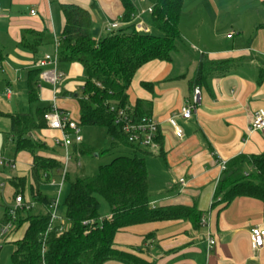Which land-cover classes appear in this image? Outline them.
<instances>
[{
    "label": "crops",
    "instance_id": "1",
    "mask_svg": "<svg viewBox=\"0 0 264 264\" xmlns=\"http://www.w3.org/2000/svg\"><path fill=\"white\" fill-rule=\"evenodd\" d=\"M0 1V110L4 113L0 116V156L13 159L16 165L15 168L0 166V170L19 168L23 171L29 166L32 174L33 157L30 152L16 153L12 145V153H5L9 144H14L8 115L47 108L52 103L51 84L39 81L38 76L33 78L32 75L38 69L39 60L47 53H54L55 39L61 38L66 21L61 5L77 4L88 9L93 19L91 35L99 31V36H93L96 40L105 37L108 24L123 11L119 0ZM247 1L228 0L232 3V9H238ZM135 5L143 7L148 4L145 1ZM251 8V15L257 19L259 14L264 17L263 0H254ZM32 9L36 10V15L31 14ZM246 12L249 14V9ZM253 19L249 30L242 20H232L224 35L231 41L230 47L219 53L201 51L182 33L192 49L212 60L218 54L221 60L238 61L226 74L213 75L200 86L201 99L193 117L177 120L184 133L182 137L175 133L168 118L178 112L187 99L192 98L189 79L194 76L198 60L187 69L180 56L174 62L151 61L145 65L146 68L143 67L139 81L134 78L128 91L130 107L134 108L138 99L150 102L148 112L160 124L158 136L161 141H158L160 149L156 151L131 147L132 151L139 156V151L144 152L143 157L149 154L161 158L171 178L157 187V193L152 192L149 172L150 205L194 206L201 213V220L197 224L191 219H175L128 226L115 236V243L120 248L137 252L153 264H264V247L254 251L251 242L252 228L264 222V203L249 196H238L228 206L214 201L215 190L223 173L222 161L229 162L241 155L264 154V132L249 129L254 113L264 109V20ZM25 30H47L52 42L34 52L23 43ZM64 68H67L68 74ZM59 70L67 80L59 85L57 104L79 119L80 107L76 95L81 93L85 83L84 68L79 63H59ZM142 82L151 83L152 86L143 87ZM31 86L38 96L35 103L29 102ZM34 133L47 148L60 150L59 155H43L55 157L61 162L64 150L53 142L58 132L46 127ZM69 169V174L79 175L73 163H70ZM245 169L253 170L250 165ZM51 175L53 177L54 173ZM13 177H9V180ZM180 179H184L185 185ZM8 192L14 196L15 188L11 183ZM3 197L1 192L0 201ZM0 207L9 209L11 206ZM3 212L0 214V225ZM203 216L208 219L207 225L202 224ZM25 229L26 224L13 230L7 241L21 239ZM210 237L215 241L211 250L208 249ZM104 264L125 263L112 260Z\"/></svg>",
    "mask_w": 264,
    "mask_h": 264
},
{
    "label": "trees",
    "instance_id": "2",
    "mask_svg": "<svg viewBox=\"0 0 264 264\" xmlns=\"http://www.w3.org/2000/svg\"><path fill=\"white\" fill-rule=\"evenodd\" d=\"M119 2L124 25L99 40L91 35L93 19L88 9L77 4H62L66 21L59 40L58 58L60 63H79L84 68L85 83L81 93L76 95L80 107L79 125L105 127L112 139L110 150L120 145L141 149L128 142L122 126L116 122L117 110L130 106L128 91L143 66L156 60L174 62L183 49L190 47L179 26L184 0H146L153 6V13L146 18L151 28L149 33L135 28L133 16L137 6L134 1ZM51 42L52 36L47 30L23 32L24 45L34 52ZM237 63L232 59L212 60L200 53L197 69L189 79L191 91L206 84L213 75L226 74ZM39 73L38 68L32 77ZM142 86L150 88L152 84L142 82ZM37 101L38 96L31 86L29 102ZM149 107V101L138 99L133 108L134 117L150 115ZM49 109L50 106L8 115L15 152L28 151L33 157L31 194L35 203L29 210L18 208L16 211L13 230L24 224L26 229L23 237L14 242L12 264H104L112 260L153 264L141 254L117 246L116 234L128 226L146 222L191 219L197 224L201 220V213L194 206L152 207L148 164L145 157L133 154L115 157L92 176L68 173L65 182L70 189L65 200V227L61 230L57 225L49 230L53 198L44 195L40 185L46 183V173L61 168V162L38 152L39 147L47 146L34 133L47 127L44 114ZM1 115L4 113L0 110ZM157 140L161 141L160 136ZM95 152L80 147L82 155ZM247 165L253 170L247 171ZM10 183L15 194H23L27 180L13 177ZM238 196L257 198L264 203V154L241 155L227 162L214 201L228 206ZM100 197L110 205L109 217L100 215ZM3 211L1 223L7 224L12 218L7 207Z\"/></svg>",
    "mask_w": 264,
    "mask_h": 264
},
{
    "label": "rangeland",
    "instance_id": "3",
    "mask_svg": "<svg viewBox=\"0 0 264 264\" xmlns=\"http://www.w3.org/2000/svg\"><path fill=\"white\" fill-rule=\"evenodd\" d=\"M254 0H248L247 3H242L238 9H234L232 11V3L228 2V0H184L183 9H182V19H181V31L186 35L190 43L195 44L198 49L201 51L209 52H220L226 48L230 47L231 41L224 38L226 31H228L229 26L232 24V20H242L243 25L247 26V29L250 28L251 19L260 21L264 20L263 15L259 14L258 19L251 15ZM145 5V4H144ZM249 5V6H246ZM246 6V7H244ZM146 7V6H143ZM249 9V14H247L246 10ZM239 13V14H237ZM237 14V15H236ZM219 17H218V16ZM257 15V14H256ZM117 17L114 18L116 20ZM105 36L109 32L105 30ZM93 35L99 36V31L95 32ZM98 34V35H97ZM103 38V37H102ZM224 40V41H223ZM183 58L184 67L187 69L193 64V62L197 61L200 57V53L198 50L192 49V47H186L182 50L179 55ZM178 56V57H179ZM213 58L214 60H221L218 58V54ZM146 68L145 66H143ZM141 68L136 76V81H139L141 77L142 70ZM185 69V71H186ZM64 72L68 74L67 68H64ZM134 79V80H135ZM67 80V78L65 79ZM64 80V81H65ZM64 81H62L59 85H63ZM80 119V118H79ZM77 119V120H79ZM81 134L84 138L83 143L80 145L85 148L94 149L96 152L94 154H86L80 156L74 155L73 163L76 166V169L80 176H92L100 171V167L110 163L115 157L120 155H133L134 152L132 148L125 145H120L118 148L110 150L112 146V139L107 133V129L102 126H82ZM41 142H43L41 140ZM14 144H9V148L5 149V153L11 154L13 148H10ZM15 147V145H14ZM79 147V151H80ZM109 150V151H108ZM142 150H144L142 148ZM39 153L46 155H59L60 150L52 149L50 147H39ZM140 156L144 155V152L139 151ZM145 159L147 164L149 165L148 170L151 174V189L152 192H156L157 187L162 185L167 180H171L170 172L168 168L165 166L163 160L161 158H157L154 155H145ZM62 167V165H61ZM1 169L0 170V183L4 184L2 188H0V193L3 192V199L0 201L1 206H14V197L18 194L14 193L9 194L8 190L10 189V180L9 177L19 176L24 174L27 177V184L24 191V196L30 200H32L31 194V184H32V174L31 168L28 166L20 171L19 168L8 170ZM70 170V169H69ZM22 172V173H21ZM3 173V174H2ZM173 177V176H172ZM54 179L57 180L59 184L61 182V176L58 174V171L54 172ZM69 185L65 183L62 194L60 196V208L58 209V215L60 217H64L65 215V200L69 193ZM58 186H51L49 181L40 185V191L47 195L49 198H56L58 195ZM8 192V193H7ZM6 193V194H5ZM157 193V192H156ZM22 194V193H20ZM160 195V194H159ZM101 207H100V215L102 218H106L110 216L111 208L108 202L100 197ZM3 207H0V214L3 212ZM9 241V239H8ZM7 241V242H8ZM2 245L0 250V264H12L11 263V254L14 250V242H8Z\"/></svg>",
    "mask_w": 264,
    "mask_h": 264
},
{
    "label": "built area",
    "instance_id": "4",
    "mask_svg": "<svg viewBox=\"0 0 264 264\" xmlns=\"http://www.w3.org/2000/svg\"><path fill=\"white\" fill-rule=\"evenodd\" d=\"M134 3L145 2L146 0H133ZM1 7V1H0ZM153 13V6L147 5L146 7H137L135 15L133 16V22H135V28L139 32L149 33L151 31L150 26L146 22V18ZM32 15H36L35 9L31 10ZM122 15L116 20L110 22L106 28L109 33L116 31L123 24ZM232 33L229 35L231 36ZM58 46L59 40L55 39V51L53 54H45L42 59L37 63V68L40 69L38 75L39 81L51 84L53 88V98L50 105V109L44 114V118L47 122V128L57 131L58 135L53 137L54 145L64 150V156L61 161L62 167L59 168L58 174L61 176V182L58 184L57 180L51 177L53 173H46L44 176L52 186H58V195L53 199L50 204L51 220L49 230H52L55 226H60L62 230L65 226L64 220L58 215V209L60 207V196L62 194L63 187L65 185V179L69 173V165L74 158V155L80 156L79 147L83 143V136L81 134V126L79 120L75 119L72 114L64 109H61L58 104V95L60 93L59 84L64 80L65 75L59 70V58H58ZM11 92L10 89L7 91ZM201 99V87L197 86L193 90V96L191 99H187L180 110L168 118V123L173 127L175 133L182 137L184 135L182 128L178 124V118L189 120L193 117ZM117 123L122 126V131L126 135V138L130 144L134 146L149 150L156 151L160 149V143L157 138L159 135V122L151 115H144L141 118H135L133 115V108H121L117 110ZM250 131L264 132V109L256 111L253 115L252 121L249 126ZM226 161L221 162V169H226ZM0 166L15 168V161L3 156H0ZM180 182L185 185L184 179H180ZM3 185L0 183V188ZM15 205L8 209V213L12 218L7 224L0 225V250L2 245L7 241L8 236L13 230V219L16 217V211L18 208H24L29 210L35 207L33 201H27L23 194H18L14 197ZM208 219L203 216L202 224L207 225ZM251 242L254 251H259L264 247V222L254 226L251 230ZM208 249L211 250L215 241L212 237L208 241Z\"/></svg>",
    "mask_w": 264,
    "mask_h": 264
}]
</instances>
